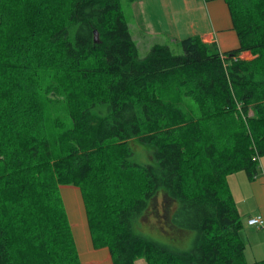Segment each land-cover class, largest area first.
<instances>
[{
    "label": "trees",
    "instance_id": "1",
    "mask_svg": "<svg viewBox=\"0 0 264 264\" xmlns=\"http://www.w3.org/2000/svg\"><path fill=\"white\" fill-rule=\"evenodd\" d=\"M224 1L238 48L140 57L121 0H0V264H82L60 185L114 264H264L229 184L264 155V0ZM162 221L190 247L146 233Z\"/></svg>",
    "mask_w": 264,
    "mask_h": 264
},
{
    "label": "crops",
    "instance_id": "2",
    "mask_svg": "<svg viewBox=\"0 0 264 264\" xmlns=\"http://www.w3.org/2000/svg\"><path fill=\"white\" fill-rule=\"evenodd\" d=\"M126 17L133 39L146 51L155 43L171 47V42L190 36L216 44L221 53L240 45L224 0H133ZM259 164V173L253 179L243 170L229 175L230 189L243 221L241 237L246 243L248 262L264 259V226L248 223L250 217L261 215L264 218V157ZM69 220L82 264H114L108 247L93 246L86 212L82 211L81 225L77 219ZM135 264L148 263L140 258Z\"/></svg>",
    "mask_w": 264,
    "mask_h": 264
},
{
    "label": "rangeland",
    "instance_id": "3",
    "mask_svg": "<svg viewBox=\"0 0 264 264\" xmlns=\"http://www.w3.org/2000/svg\"><path fill=\"white\" fill-rule=\"evenodd\" d=\"M131 1L132 0H121L123 8L125 10V13L127 16H129L130 14V10H131ZM137 44V43H136ZM141 44V43H140ZM171 48L172 51L175 54H180L182 53V46L179 42L174 43L171 42ZM138 47V53L140 57H144L147 52L149 50L146 51V49L142 46V45H137ZM224 56V53H223ZM241 57L243 58H247V59H251L253 56L251 53L248 52H243L242 54H240ZM191 100L188 98V101ZM59 114L63 117V118H67V111L64 107H60L58 109ZM239 114L236 113V119H238ZM213 128L216 129L213 125ZM214 131V130H213ZM222 136V137H221ZM226 135L223 133L219 134V140L218 141L219 144L224 145V143H226ZM264 157V155H262L260 157V159ZM232 181V180H231ZM60 191H61V195L63 198V202H64V206L66 208L68 217L71 218L72 220L77 219L78 224L81 223L80 217L82 216V211L83 213H85V209H84V203L82 202V197H81V191L80 188L74 185H60ZM161 220H164L163 218ZM143 223V222H142ZM144 228L147 231L146 233L150 236H152L154 239L158 240V241H162V242H170V241H175L177 243V246L180 248H189L190 245L188 244V242L190 240H192V235H181L179 233H173L172 231L170 232V227L167 225V223L165 221H162L161 225L159 224H153V226H150L148 223H144ZM81 225V224H80ZM166 225V226H165ZM81 227V226H80ZM81 231V230H79Z\"/></svg>",
    "mask_w": 264,
    "mask_h": 264
},
{
    "label": "built area",
    "instance_id": "4",
    "mask_svg": "<svg viewBox=\"0 0 264 264\" xmlns=\"http://www.w3.org/2000/svg\"><path fill=\"white\" fill-rule=\"evenodd\" d=\"M248 223L250 225H256L258 227H261V226H264V218L261 215H257V216H254V217H250L248 219Z\"/></svg>",
    "mask_w": 264,
    "mask_h": 264
},
{
    "label": "water",
    "instance_id": "5",
    "mask_svg": "<svg viewBox=\"0 0 264 264\" xmlns=\"http://www.w3.org/2000/svg\"><path fill=\"white\" fill-rule=\"evenodd\" d=\"M96 39H97V33H96Z\"/></svg>",
    "mask_w": 264,
    "mask_h": 264
}]
</instances>
